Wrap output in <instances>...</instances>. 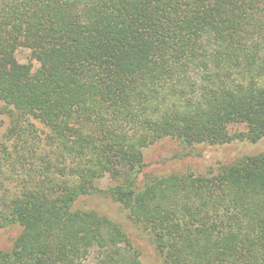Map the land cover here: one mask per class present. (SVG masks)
Wrapping results in <instances>:
<instances>
[{
    "label": "trees",
    "instance_id": "trees-1",
    "mask_svg": "<svg viewBox=\"0 0 264 264\" xmlns=\"http://www.w3.org/2000/svg\"><path fill=\"white\" fill-rule=\"evenodd\" d=\"M38 64L18 63L19 49ZM0 264H264V152L143 175V151L264 143V0H0ZM108 173V184H100Z\"/></svg>",
    "mask_w": 264,
    "mask_h": 264
},
{
    "label": "rangeland",
    "instance_id": "rangeland-1",
    "mask_svg": "<svg viewBox=\"0 0 264 264\" xmlns=\"http://www.w3.org/2000/svg\"><path fill=\"white\" fill-rule=\"evenodd\" d=\"M16 59L20 64L32 65L35 69L38 67L27 49L17 50ZM7 127L8 118L2 113L0 104V136L4 134ZM260 151L264 152V143L258 147H251L244 143H232L215 148L199 145L195 147L193 155L186 156V151L177 141L163 139L143 151L145 166L143 175L160 177L187 171L199 173L215 167L218 163L231 162L237 157L248 156ZM108 175L106 173V178L100 184L101 188H105L108 184ZM73 209L94 211L109 218L128 234L133 246L139 252L142 264H162L148 238L128 219L127 212L119 204L104 197L92 195L80 198ZM17 232L18 230L14 228L0 231V250L10 247Z\"/></svg>",
    "mask_w": 264,
    "mask_h": 264
}]
</instances>
